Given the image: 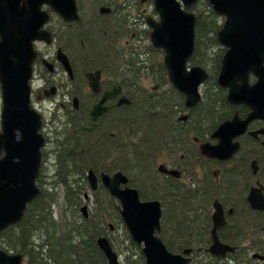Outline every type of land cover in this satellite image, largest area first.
I'll use <instances>...</instances> for the list:
<instances>
[{
  "label": "trees",
  "instance_id": "1",
  "mask_svg": "<svg viewBox=\"0 0 264 264\" xmlns=\"http://www.w3.org/2000/svg\"><path fill=\"white\" fill-rule=\"evenodd\" d=\"M149 1L152 11L144 13L141 0H77L78 19L55 20L54 28L48 29L53 33L52 45L68 54L74 78L66 76L60 82L62 95L71 100L56 104L64 122L52 129L48 174L42 168L49 154L42 150L36 178L40 193L19 222L0 232V249L21 256V264H108L97 245L101 237L120 255V264H146L142 247L132 241L122 221L118 201L101 183L96 191L90 190V170L97 175L121 171L141 200L160 201L159 236L172 253L191 248L190 264H264L254 257H264V211L252 210L246 200L258 180L264 185V146L245 135L237 140L239 149L228 161L203 153L204 145L218 143L213 135L221 124L235 117L245 119L251 112L246 105L230 103L229 89L218 82L227 51L219 41L226 18L207 0L186 9L195 16L188 67H200L208 76L201 100L189 108L186 96L171 82L165 50L152 42L148 21H159L160 15L154 0ZM102 5L112 12L98 15ZM98 70L105 76L103 89L121 86L130 103L111 101L108 112L95 120L90 110L97 99L85 74ZM255 81L252 76L250 83ZM75 97L78 109L72 103ZM185 114L188 119L179 121ZM262 126L264 122H257L251 128ZM254 160L259 165L257 176L251 168ZM161 164L180 171L181 178L160 173ZM215 170H220L218 179ZM87 193L89 202H85ZM216 200L226 213V225L218 231L220 240L235 248L224 258L208 251ZM85 203L87 218L81 212Z\"/></svg>",
  "mask_w": 264,
  "mask_h": 264
},
{
  "label": "water",
  "instance_id": "2",
  "mask_svg": "<svg viewBox=\"0 0 264 264\" xmlns=\"http://www.w3.org/2000/svg\"><path fill=\"white\" fill-rule=\"evenodd\" d=\"M148 0H141L145 4ZM199 0H154L160 21L149 20L152 28V42L166 52V66L174 87L187 98L186 106L194 107L202 98L201 88L207 79V72L200 67L188 68L195 44V16L185 9L192 8ZM211 8L223 15L226 22L219 34L220 43L227 49L219 74V84L229 89L228 100L234 105H246L251 113L245 119L235 117L221 124L213 137L217 145L206 144L203 153L218 161H228L239 149L236 139L248 134L259 139L264 128L249 131V125L264 120V0H207ZM49 5L65 20L78 19L76 0H0V83L3 97L2 134H0V232L20 221L26 206L40 193L36 185L39 175L42 149L45 139L39 132L41 118L31 108L30 80L33 77L32 64L36 57L35 42L49 41V34L43 30L48 15L42 10ZM110 7H101L100 14H110ZM57 61L72 79L73 69L68 56L59 48ZM50 73L55 66L44 60ZM257 81L249 84V75ZM89 87L93 93L100 90L101 72L87 73ZM156 85L154 90H158ZM56 88L46 92L55 95ZM122 92L121 87L104 92L101 100L93 107L91 116L97 119L106 113V102ZM78 108L79 99L73 100ZM122 96L118 105L129 104ZM188 115L179 121L185 122ZM196 142L199 140L196 138ZM2 152L4 156L1 157ZM253 175L259 173L257 160L251 164ZM159 172L181 178V172L169 169L165 164ZM219 170L214 175L219 177ZM92 192L101 183L120 206V216L134 243L142 247L146 264H190L192 249L181 254L169 251L159 236L161 231L162 206L158 200L143 201L137 189L129 185V178L121 171L114 174L93 170L87 174ZM90 195H85L89 200ZM247 202L254 211H264V185L258 180L248 195ZM88 205L81 208L88 216ZM212 245L209 253L226 257L235 251L234 247L220 240L218 231L226 225L223 205L216 200L213 205ZM232 213V210L229 211ZM108 264H120L121 257L106 237L97 240ZM255 258L264 260L258 254ZM19 255L9 256L0 250V264H21Z\"/></svg>",
  "mask_w": 264,
  "mask_h": 264
},
{
  "label": "flooded vegetation",
  "instance_id": "3",
  "mask_svg": "<svg viewBox=\"0 0 264 264\" xmlns=\"http://www.w3.org/2000/svg\"><path fill=\"white\" fill-rule=\"evenodd\" d=\"M149 1V0H148ZM147 1V2H148ZM146 2V3H147ZM76 5H77V0H76ZM154 6H155V3H154ZM101 7H105V5H102V6H100L99 7V10H100V8ZM106 7H108V6H106ZM111 8V7H110ZM156 9V8H155ZM42 10L44 11V12H46L47 13V15H49L48 16V21H47V24L44 26V28H43V30L44 31H46L48 34H49V41L48 42H44V41H38V42H35V44H34V48H35V50H36V57H35V59H34V63H33V68H34V70H35V72H37L38 71V69H40V72L38 73V74H40V80H41V82H42V85H41V89H40V93H42V95L40 96L42 99L41 100H38V101H43L47 96H46V92H49V91H51V90H49L51 87H55L56 88V90H55V95H52V96H49V99H51V100H54V99H56L58 96H60V99L58 100V101H62L63 103H69L70 102V97L69 96H65V95H61V91H62V89L60 88L61 86V83H56L55 81L53 82V83H50L49 82V78L48 77H46V76H44L43 74H42V72L44 73V68L47 70V66L45 65V63H44V58L45 57H48V56H51L50 55V51H51V49H53V53H52V57L50 58V59H48V61L47 62H49L50 64H53L54 66H55V71L53 72V73H50L48 70V73L49 74H57V76H55L56 78L57 77H59V75H60V72H62L64 75H66V76H68L67 74H66V72H65V70L62 68V66L60 65V63L57 61V57H56V52H57V50L59 49V48H62L61 46H59V45H57V44H54V45H52V41H51V38H52V35H53V33L51 32V31H49L48 29L49 28H51V27H53L52 26V24H53V22L56 20V21H59V20H63V21H66V22H68V21H72V20H65L62 16H60L57 12H55L54 11V9L53 8H51L49 5H43L42 6ZM111 10H112V8H111ZM79 10H78V6H77V13H78V16H79V12H78ZM157 11V10H156ZM112 12V11H111ZM144 13H146V11H144ZM53 15H54V21H53ZM98 15H100V16H105V14H100V12L98 11ZM75 20H77V19H75ZM150 20V19H149ZM160 21V20H159ZM159 21H157V22H159ZM149 22V21H148ZM54 28V27H53ZM41 43H43L44 45H45V47H46V52H42V51H40L39 49H38V46L41 44ZM62 50H63V48H62ZM64 51V50H63ZM65 52V54L68 56V54L66 53V51H64ZM68 58H69V56H68ZM72 66V65H71ZM98 71H100V70H98ZM95 72H97V71H93V72H88V73H95ZM101 72V79H100V90H99V92L98 93H93V92H91V89H90V87H89V82H88V80H87V77H86V74H85V78H86V80H87V86H88V89L90 90V92L92 93V95H94L95 96V98L97 99V101H95L93 104H92V106H91V110H90V115H91V112H92V110H93V107L101 100V98H102V96H103V94H104V92H106V91H111L113 88H115V87H121V86H115V87H113L112 89H103V85H102V83H103V80H105V76H104V74L102 73V71H100ZM252 76H254L252 73L249 75V84L250 85H254L255 84V82L257 81H255V82H251L250 83V78H252ZM69 77V76H68ZM255 77V76H254ZM34 78V77H33ZM53 79H54V77H52ZM61 78V77H60ZM70 78V77H69ZM74 78V77H73ZM72 78V79H73ZM71 79V78H70ZM33 81H34V79L33 80H31V84L33 83ZM122 88V87H121ZM33 92V91H32ZM35 94H36V91H35ZM33 95H34V92H33ZM122 96H124V95H122V92L118 95V96H115V97H112L110 100H108L107 102H106V105L110 108V103H111V101H114L115 100V102H116V104H117V102L119 101V99L122 97ZM43 97H45V98H43ZM75 98H77V97H75ZM46 100V99H45ZM74 100V99H73ZM73 100H72V103H73ZM73 105H74V103H73ZM118 105V104H117ZM75 107V106H74ZM78 107H79V104H78ZM76 109H78V108H76ZM250 109V108H249ZM109 110V109H108ZM250 111H251V109H250ZM108 112V111H107ZM106 112V113H107ZM251 113V112H250ZM249 113V114H250ZM103 114H105V113H103ZM102 114V115H103ZM101 115V116H102ZM100 116V117H101ZM92 117V116H91ZM40 118H41V128H40V131L39 132H41V134L45 137V144H49V142H50V139H51V137L53 136V130L52 129H50V132L48 131H46L45 130V132H44V128L46 129V127L47 126H45V124H44V119L42 118V116L40 115ZM99 118V117H98ZM247 118V117H246ZM257 122H264V120L263 121H260V120H256V121H253L250 125H249V131H256V130H259V129H262V128H264V126H262V127H259V128H257V129H252L251 128V126H252V124L253 123H257ZM59 124V123H58ZM43 132V133H42ZM245 135H247V136H249L248 134H245ZM244 135V136H245ZM261 136H264V135H260L259 136V139H255L256 141H258V142H261V144L264 146V141H262L261 140ZM250 137V136H249ZM241 138V137H240ZM253 138V137H252ZM239 139V138H238ZM238 139H236V141L235 142H237V140ZM218 144V143H217ZM217 144H215V145H217ZM43 150V149H42ZM216 171V170H215ZM220 171V170H219ZM215 173V172H214ZM219 175H220V173H219ZM216 178V177H215ZM219 178V177H218ZM90 195V194H89ZM90 198H91V195H90ZM90 198H89V200H85V202H89L90 201ZM84 205H88L87 203H85ZM84 205H82V206H84ZM27 207V206H26ZM88 207H89V205H88ZM89 209V208H88ZM83 217L84 218H87V217H85L84 216V214H83ZM7 255H9V256H12L11 255V252H7L6 253Z\"/></svg>",
  "mask_w": 264,
  "mask_h": 264
},
{
  "label": "rangeland",
  "instance_id": "4",
  "mask_svg": "<svg viewBox=\"0 0 264 264\" xmlns=\"http://www.w3.org/2000/svg\"><path fill=\"white\" fill-rule=\"evenodd\" d=\"M196 5V4H195ZM194 5V6H195ZM193 6V7H194ZM152 8H153V5L150 1H148L147 3L145 4H142V9L143 11H152ZM38 49L40 51H44L46 52V47L43 43H41L39 46H38ZM53 53V49H51L50 51V55H52ZM40 72V70L38 69L37 72H35L34 74V81L32 83V89H34V95H32V98H31V106H33V108L35 110L38 111V113L42 116V118L44 119V124L46 127V129L44 128V132L45 130L48 132H50V128H49V124H50V121L52 120V118L54 117V114L56 113L57 116H58V122L60 123H63L64 120L62 118V112H60V110H57L56 108V104L58 102V100L60 99V96H58L56 99L54 100H43V101H38V100H41L42 98L40 97V89H41V85H42V82H41V78H40V74H38ZM52 77H54V81L56 83H60L61 80H65V77L66 75H64L62 72H60V75L59 77H55L57 76V74H50ZM61 77V78H60ZM35 91H36V94H35ZM61 95H62V91H61ZM2 111H3V97H2V88H1V83H0V134H2ZM43 133V132H42ZM45 152L49 154V156H47V159H45V162L43 163V166L44 168H42V171L46 174H48L50 172V167H52V161L50 162H47L51 159V148H50V144H46L45 145ZM4 156V152H2L1 154V157ZM50 166V167H49ZM54 211H55V214H54V217L55 218H58V210L57 208H54ZM116 237L120 240V237L117 236L116 234ZM119 242V241H118ZM1 250V249H0ZM5 253H7L6 251H4L3 249L1 250ZM11 255H16V254H11Z\"/></svg>",
  "mask_w": 264,
  "mask_h": 264
},
{
  "label": "bare ground",
  "instance_id": "5",
  "mask_svg": "<svg viewBox=\"0 0 264 264\" xmlns=\"http://www.w3.org/2000/svg\"><path fill=\"white\" fill-rule=\"evenodd\" d=\"M49 16V15H48ZM53 21H54V15H53ZM36 51V50H35ZM52 57V55L51 56H48V57H45L44 58V60H46V61H48V59H50ZM34 63V62H33ZM32 67H33V64H32ZM34 74H35V70H34V68H33V77H34ZM42 74H43V72H42ZM33 77H32V79L31 80H33ZM31 80H30V86H31V88H32V84H31ZM53 87H51L49 90H51ZM32 91H34V89H32ZM32 95H33V92L31 93V98H32ZM43 98H45V97H43ZM47 99H49V97H46V100ZM49 100H51V99H49ZM57 107V106H56ZM31 108L33 109V110H35L34 108H33V106H31ZM57 110H58V108H56ZM36 112H38L37 110H35ZM40 115V114H39ZM54 116L57 118V114L55 113L54 114ZM52 118V120L50 121V124H49V128L50 129H55L57 126H58V120L56 119V118ZM41 133V132H40ZM44 137V136H43ZM44 139H45V137H44ZM46 145V144H45ZM45 147V146H44Z\"/></svg>",
  "mask_w": 264,
  "mask_h": 264
}]
</instances>
